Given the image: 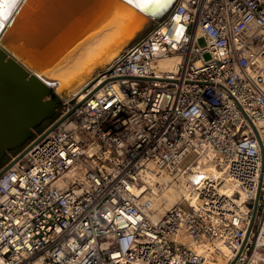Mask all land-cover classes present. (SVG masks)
Instances as JSON below:
<instances>
[{
  "label": "built area",
  "instance_id": "1",
  "mask_svg": "<svg viewBox=\"0 0 264 264\" xmlns=\"http://www.w3.org/2000/svg\"><path fill=\"white\" fill-rule=\"evenodd\" d=\"M9 153L0 264H264V0H178Z\"/></svg>",
  "mask_w": 264,
  "mask_h": 264
},
{
  "label": "water",
  "instance_id": "2",
  "mask_svg": "<svg viewBox=\"0 0 264 264\" xmlns=\"http://www.w3.org/2000/svg\"><path fill=\"white\" fill-rule=\"evenodd\" d=\"M177 1L158 0L141 8L136 5L142 0L133 4L127 0H16L11 8L4 9L6 15L0 16V162L9 151L24 146L36 128L56 115L63 99L71 96L55 90L33 69L42 71L58 65L94 27L112 16L117 5L132 13L126 19L127 26L136 19L140 24L135 34L120 42H133L132 46ZM23 57L36 63L29 64ZM98 68L108 67L102 63ZM230 264H236V259Z\"/></svg>",
  "mask_w": 264,
  "mask_h": 264
},
{
  "label": "bare ground",
  "instance_id": "3",
  "mask_svg": "<svg viewBox=\"0 0 264 264\" xmlns=\"http://www.w3.org/2000/svg\"><path fill=\"white\" fill-rule=\"evenodd\" d=\"M116 8L115 11L113 10L112 16L106 17L99 26L94 27L89 35L81 39L63 56L58 65L47 67L42 71L39 68L33 70L52 84L57 91L64 90L71 96L80 93L94 81L99 73L98 66H101L102 63L106 67L113 65L133 43L127 41L120 44L122 40L135 34L140 24L136 19L129 22L127 26L126 19L131 17L132 13L121 5H117ZM113 40H116L115 43L107 47ZM11 48H14V45H11ZM16 52L19 53V51ZM23 58L29 64L36 63L34 60L29 61L28 57ZM181 60L180 53L167 54L161 58L159 65L162 70H174ZM202 163L206 164L204 166L211 174L220 173V168L214 162H210V159L203 157ZM169 180L168 174L162 177V181L165 183H168ZM184 182L181 184L169 182L164 186L154 185L157 190L156 206L159 209L157 216L179 201L184 193H188L187 185ZM263 256L264 253L260 251L256 254L258 259H262ZM220 262L228 264L222 253L219 254V260L213 261V264H220Z\"/></svg>",
  "mask_w": 264,
  "mask_h": 264
},
{
  "label": "snow or ice",
  "instance_id": "4",
  "mask_svg": "<svg viewBox=\"0 0 264 264\" xmlns=\"http://www.w3.org/2000/svg\"><path fill=\"white\" fill-rule=\"evenodd\" d=\"M16 0H0V16L6 15L4 9L11 8L15 4ZM158 2V0H142L141 3H137V7L146 8L150 3ZM127 3L133 4L134 0H127Z\"/></svg>",
  "mask_w": 264,
  "mask_h": 264
},
{
  "label": "rangeland",
  "instance_id": "5",
  "mask_svg": "<svg viewBox=\"0 0 264 264\" xmlns=\"http://www.w3.org/2000/svg\"><path fill=\"white\" fill-rule=\"evenodd\" d=\"M204 42H205V40H204ZM204 42H203V43H204ZM208 56H209V54H208ZM54 117H55V116H54ZM54 117L48 119V120H47L42 126L36 128L35 131H41L42 129H44L47 125H49V124L53 121V120H52V121H50V120H51V119H54ZM9 155H10V153H8V155L6 156V158L0 162V165H1L2 163H4L5 160H7V161L9 160ZM7 161H6V162H7ZM5 164H6V163H5ZM5 164H4V165H5ZM4 165H3V166H4ZM3 166H0V169H1Z\"/></svg>",
  "mask_w": 264,
  "mask_h": 264
},
{
  "label": "trees",
  "instance_id": "6",
  "mask_svg": "<svg viewBox=\"0 0 264 264\" xmlns=\"http://www.w3.org/2000/svg\"><path fill=\"white\" fill-rule=\"evenodd\" d=\"M53 119H51L50 121H52ZM32 139V138H31ZM31 139H29L28 141H30ZM23 147V146H22ZM22 147H19L17 149H15V151L20 150ZM7 160L4 161V163H2L0 166H3L6 163Z\"/></svg>",
  "mask_w": 264,
  "mask_h": 264
},
{
  "label": "crops",
  "instance_id": "7",
  "mask_svg": "<svg viewBox=\"0 0 264 264\" xmlns=\"http://www.w3.org/2000/svg\"><path fill=\"white\" fill-rule=\"evenodd\" d=\"M262 259L264 260V256L262 257Z\"/></svg>",
  "mask_w": 264,
  "mask_h": 264
}]
</instances>
